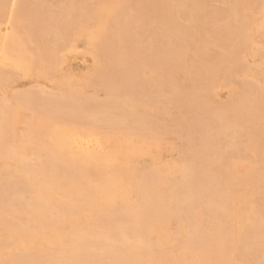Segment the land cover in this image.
<instances>
[{
	"label": "bare ground",
	"instance_id": "1",
	"mask_svg": "<svg viewBox=\"0 0 264 264\" xmlns=\"http://www.w3.org/2000/svg\"><path fill=\"white\" fill-rule=\"evenodd\" d=\"M82 1L83 11L47 17L49 11L38 10L43 0H0V93L23 76L54 84L52 91L30 87L29 92L0 97V264H264V0H223L225 9L212 13L204 8L209 17L202 31L207 35L201 36L208 41L213 37L227 52L212 57L203 52L210 47L202 44L205 39L195 41L204 45L201 57H208L199 71L207 87L195 94L206 99L217 85L233 86L235 70L243 75L241 92L215 109L193 102L192 85H182L193 79V72L188 71L179 86L166 82L167 95L182 111L196 105L198 113H204V122L194 126L201 140L193 142V119L176 113V123H188L192 138L184 140V147L176 139V147L183 148L182 155L176 149L179 160L150 163L148 170L141 161L153 148L164 151L160 138L174 128L166 129L157 110L164 92L136 100V89L147 83L139 80L137 60L127 56L134 49L144 50L133 39L136 19L126 11L139 7L140 29L152 36L159 30L154 23L174 27L163 35L166 41L147 49L150 56L168 55L176 71L165 77L175 73L176 79L177 72L185 74L180 70L187 51L185 37L200 21L191 28L176 24L171 10L163 9L167 0H131L102 9L104 0ZM202 1L206 6L208 0ZM114 10L126 12L123 19L113 18ZM197 14L194 17L200 19ZM85 17L109 24L103 28L108 46L114 45L112 52L101 54V31L93 25L94 29L78 27ZM256 35L262 41H256ZM77 39L94 47L95 56L91 71L78 81L62 72L67 64L64 54L74 51ZM175 46L180 47L178 56L172 51ZM212 47L216 50L217 45H211V53ZM243 51L255 60L248 63ZM88 87H104L106 98L90 104L83 92ZM26 111L32 115L24 118ZM230 116L239 117L238 129L245 135L227 125ZM20 122L23 131L17 129ZM242 138L246 144L240 148ZM193 163H218L214 168L221 184L209 182L210 175L204 181L205 167ZM201 180L211 185L203 183L201 190ZM169 223H175L173 230Z\"/></svg>",
	"mask_w": 264,
	"mask_h": 264
},
{
	"label": "rangeland",
	"instance_id": "2",
	"mask_svg": "<svg viewBox=\"0 0 264 264\" xmlns=\"http://www.w3.org/2000/svg\"><path fill=\"white\" fill-rule=\"evenodd\" d=\"M131 0H104V4L105 5H103V6H101L100 8L102 9V8H105L106 6H108V5H110L111 3H128V2H130ZM144 0H137V2H139V3H142ZM146 1V0H145ZM167 1H169V2H167L166 4H165V8H163V9H167V10H171L170 12H172V18H173V22H175L176 24H178V25H184V26H189L190 28L191 27H193V25H194V27L193 28H191L192 30L190 31V35H188L187 37H185V40L187 41L186 43H187V45H185L184 47H185V49L187 50L186 52H187V54H186V52L184 51V55L183 56H186L185 57V60H184V58H183V65L184 66H182L181 67V71H182V73L183 72H185V74H183V75H181V73L179 72V74H178V72L176 73L177 74V77L178 76H180V77H178L177 79H176V77H175V73L171 76V77H165V75L167 74V73H172V72H174V70L176 71V69H175V67H174V65H173V63H172V61H169V59H168V55L166 56V55H163L164 53H161V54H159V56H150V54L148 53L150 50H151V48L153 47L152 45L154 44H156L157 42H159V40L160 41H166L167 40V38H164L165 36H163L164 34H169V33H171L172 31H174V27L171 25V24H169V23H166V22H159V23H154V21L153 22H151L150 24H153V28H158L157 30V32H156V35L154 36H152L151 35V33L150 32H146V31H148L147 29H144V30H142V29H140V23H139V15H140V18L142 17V15H143V13L142 12H138L139 10L138 9H140L139 7H137L136 8V6H130V7H132L131 9H128L126 12H127V14L128 15H131L132 17H134L136 20V24H135V26H136V31H135V28H134V30H133V36H135V37H133V39H134V42L136 41H138L139 43H140V45H142V47H143V50L144 51H142V52H140V50L139 49H134L133 51H129L130 53H131V56H127V57H129L130 59L131 58H133V60H137V63H138V65H139V67H140V69L141 70H139L140 72L138 73L139 75H138V77H139V80L141 81V77H142V80H144V81H142V82H144V83H147V85L146 86H143V87H140L139 86V89H136L137 91H135V93H137L136 94V100H139V99H141V100H145V99H150V98H152V96L154 95V93H158V94H160V93H162V92H164L163 94L165 95V98H164V100L161 102V104L157 107V110H159L160 112H162L161 113V116L163 115V109H164V113L166 114V113H168V115L170 116V118L171 119H169V117L166 119V117H164V116H166V115H163L162 117L160 116V120L162 121V123L166 126V129H173V130H170V131H168V134L167 135H165L166 133H167V130H165V132L163 133V135L161 136V138H160V144H163V146L162 147H164V151H163V149L161 148V146H160V148L161 149H157V148H153L152 149V151H151V153L152 154H149V155H151V156H145V158H143V160L141 161V163L144 161V163H142L141 164V166L144 168L143 170H148L149 168L148 167H146V166H149V165H151L152 163H154V162H160V163H164V164H166V162H168V163H173L175 160L177 161V160H179L180 159V157L179 156H181L182 154V146L184 147V145H186L187 143H186V141H184L185 139H187V138H192V134L193 135H196V137H193V142H196L195 144L197 145V142L199 143L200 141H199V139H200V135H202L200 132L197 134V130L195 131V128H194V126H195V123H203L204 122V113L202 112L201 113V115H200V113H198V111H197V109H199V106H196V105H194L193 106V109L191 108V110L190 109H188V110H184V111H182V109H180L179 108V106H176L174 103V100H173V98L171 97L170 98V96H168L167 95V93H166V90H165V83L167 82V83H169V82H171L170 84L171 85H173L174 87L175 86H179L182 82H183V78H184V76L187 74V72H188V74H190V73H192L193 72V79L192 80H187V82H186V80L184 81V83H182V85L183 86H186V85H192L191 87H193V90H194V93H193V102L195 101L196 102V104H203V105H206V106H209V107H214L215 109H217V107H219L220 105H222V104H226V103H230V101H232V99H233V97H237V95L239 94V92H241V86H240V84H241V77L243 76H241V74L242 73H239L240 71H238V70H235L234 71V73H235V75L233 74L232 75V77L234 78V79H236L235 81L236 82H234V81H232V82H234V84H233V86L232 85H229V83H227V84H224V85H217V87L215 88V93L213 94V95H211V96H208V97H206V99L204 98V99H201L198 95V93L197 94H195V92H196V90H198V89H202V88H206L207 87V84H206V82H205V80L203 79V77H202V75H201V72H199L200 70H202V69H200L203 65H205L206 64V62H205V60L204 59H207L208 57H206L208 54L210 55V56H212L213 54L215 55V54H225L227 51H225L224 52V50H226L223 46H222V43L221 42H217V41H214L213 39V37H211V36H208L209 38H210V41H208V39H206V33L205 32H202V31H206V29H205V25L207 24V22H208V15H206V13L204 14L203 13V11H204V8H207L206 10H208V13L209 12H213L214 10H223V9H225V7H226V4L224 5V3H223V0H208V1H206V6H204L205 4H204V2L202 1V0H198L197 2H196V0H194L193 1V3H191V2H189V1H187V0H167ZM77 2L78 3H76L75 2V4L74 5H71V6H69V4H67V5H61V3H60V1L59 0H43V3L41 4V7L39 6V8H38V10L42 13L43 11H49L47 14H46V16L47 17H50L51 16V13H52V15L54 14V15H56V17L58 16V17H60V15H62L64 12H68V11H72V9H73V11L74 10H76V11H83L82 10V8H81V6H80V3L82 4V2H84V1H82V0H77ZM185 2V3H184ZM187 2V3H186ZM11 3V2H10ZM70 3V2H69ZM90 3V2H89ZM170 5V6H169ZM83 6V5H82ZM139 6H141V4L139 5ZM51 7V8H50ZM60 7V8H59ZM74 7V8H73ZM43 8V9H42ZM55 8V9H54ZM169 8V9H168ZM42 9V10H41ZM65 9V10H64ZM183 9V10H182ZM203 9V10H202ZM9 10H10V5L8 6V13H9ZM63 10V11H62ZM106 10H107V8H106ZM175 10H177V11H175ZM52 11V12H51ZM187 11V12H186ZM126 12H123V13H118V12H115V10H114V12H113V14H112V17L113 18H115V19H123V14L124 13H126ZM175 12V13H174ZM185 12V13H184ZM196 12L197 13H200V15H198V17L200 16V19H198V18H196L197 16H195L194 17V14L196 15ZM207 12V11H206ZM8 13L6 12V16L8 15ZM49 13H50V15H49ZM60 13H62V14H60ZM142 13V14H141ZM178 13V14H177ZM188 13H190V15L188 14ZM201 13H203V14H201ZM98 14H100V11L98 12ZM118 14V15H117ZM139 14V15H138ZM148 16H149V14L148 13H146ZM187 14H188V16H190V17H188L187 16ZM176 15V16H175ZM179 15V16H178ZM185 15V16H184ZM192 15V16H191ZM210 15V14H209ZM45 16V18H47ZM206 16V17H205ZM51 17H53V16H51ZM136 17H138V18H136ZM175 17V18H174ZM193 18V19H192ZM96 18H91V17H85V18H82L80 21H79V23H78V27H80V28H83V29H85V28H88V26L90 27V28H92V29H94V28H96V30L98 29L99 30V33H100V31H101V33H100V35H101V38H100V40H102L103 42H102V55H104V54H108L109 52H112L113 51V47L112 46H114V45H112L111 44V41L109 42L112 46H108V44H107V40H108V38L109 37H107V32L105 31V29L107 30L108 28H109V24L108 23H103V22H97L96 20H95ZM192 19V20H191ZM195 19V20H194ZM196 19H198L197 21H196ZM89 20V21H88ZM187 20H188V22H189V25L187 24L186 25V23H188L187 22ZM191 20V21H190ZM84 21V22H83ZM198 21H200L199 23H198ZM202 22V23H201ZM191 23V24H190ZM193 23H198V25H199V27L197 26V25H195V24H193ZM220 23H222V22H220ZM80 24V25H79ZM86 26H85V25ZM91 24V25H90ZM162 24V25H161ZM193 24V25H192ZM92 25H93V27H92ZM190 25H192V26H190ZM98 28H97V27ZM196 26V27H195ZM105 29H104V28ZM100 28H101V30H100ZM3 29H5L4 27H2V30ZM204 29V30H203ZM140 30V31H139ZM54 31H56V30H54ZM160 32V33H159ZM148 33L150 34V36L148 35ZM201 33V34H200ZM202 33L204 34H206V35H203V37L201 36L202 35ZM154 34V33H153ZM108 36H110V35H108ZM206 36V37H205ZM257 36L258 35H256V38L255 39H257L256 41H262V40H259L258 38H257ZM56 38H55V40L54 41H57L59 38L57 37V36H55ZM150 39H149V38ZM200 37V38H199ZM188 38V39H187ZM212 38V39H211ZM166 39V40H165ZM195 39H197V40H195ZM205 39V40H204ZM188 40H190V42L188 41ZM203 41L202 42V44L204 43V42H206V43H204V44H206L205 46H206V48H207V42H208V45H210V47H211V45L213 46V44L216 46L217 45V48H216V50H215V47H212V50L214 51L215 50V52H213V53H211L212 51H210L211 50V48L210 47H208L206 50L204 49L203 50V52L204 51H206V52H204L205 54H207L205 57L203 56V58L201 57V54L203 55V52L200 50V49H202V47L204 48V45L201 47V45H199L198 43H199V41ZM214 41L213 42V44H212V41ZM116 41V40H115ZM144 43H143V42ZM150 41V42H149ZM192 41H193V45H190L189 46V44H192ZM198 42V43H196V42ZM85 41H83V40H81V39H77L76 40V44H74V51L72 52V53H68L67 52V54L65 53L64 54V57H66L67 58V60L65 61V63H67V64H64L65 66L63 67V69H62V72L64 73V74H68V75H73V77H74V79L76 80V81H78L80 78H82L83 76H82V74L84 75H86L87 74V72L89 73L90 71H91V69L90 68H93V65H94V63H95V56L92 54V53H94L93 51H94V47H87L86 46V44L84 43ZM130 42V41H129ZM128 42V43H129ZM146 42H148V43H146ZM127 43V44H128ZM195 43H196V45H195ZM201 43V42H200ZM210 43V44H209ZM215 43H218V44H215ZM221 43V44H220ZM145 44H146V46L147 47H145ZM185 44V43H184ZM199 46H198V45ZM221 45V46H220ZM188 46L189 47H191V48H188ZM256 47V46H255ZM147 48H149V49H147ZM178 48V47H177ZM180 48V47H179ZM179 48L178 49H176V46H175V48L173 47V50L172 51H175V54H176V56H178V51L177 50H179ZM188 48V49H187ZM192 48H193V50H192ZM214 48V49H213ZM123 50L122 51H124L125 49H126V47L125 48H122ZM106 50V51H105ZM139 50V51H138ZM254 50V49H253ZM76 51V52H75ZM80 51V52H79ZM188 51H189V53H188ZM199 51H201V52H199ZM244 52L245 51H243V53L241 54V56H243V57H248L249 59H247L246 61H248V63H252V58H253V60H255V58H254V56L252 57V54L249 52V53H245L244 54ZM143 54V55H142ZM249 54V55H248ZM172 55V54H171ZM76 56V57H75ZM78 56V57H77ZM93 56H94V58H93ZM172 56H174V58H175V55L173 54ZM190 56V57H189ZM142 57V58H141ZM189 57V58H188ZM212 57H214V56H212ZM187 58V59H186ZM246 59V58H245ZM69 60V61H68ZM202 60H204V61H202ZM184 61H186V62H184ZM148 62V63H147ZM202 62V63H201ZM203 63H205V64H203ZM163 64V65H162ZM203 64V65H202ZM202 65V66H201ZM91 66V67H90ZM152 66V67H151ZM216 66V65H215ZM146 67H147V69H146ZM219 67V68H218ZM183 68V69H182ZM208 68V67H207ZM206 68V69H207ZM212 68V67H211ZM217 68L218 69H220V68H223V67H221V65H218L217 66ZM90 69V70H89ZM153 70V71H152ZM179 70V71H180ZM208 70L210 71V69L208 68ZM213 70H216V68L214 67V69ZM221 70H223V72H225L226 73V71L224 70V69H221ZM221 70H219V71H221ZM167 72V73H166ZM222 72V71H221ZM62 74V73H61ZM223 74V73H222ZM78 75V76H77ZM141 75V76H140ZM224 75V74H223ZM75 76H76V78H75ZM81 76V77H80ZM241 76V77H240ZM32 79H31V78ZM161 78L160 80H159V82H156L155 81V79H157V78ZM22 78V77H21ZM21 78H19V81H17L16 83H14V84H12V85H10V87L7 89V90H5V91H2L1 93H0V97H5V95L4 94H6V92H7V95H11V94H14V93H19V92H21V93H26V92H29L30 91V87H31V91H33L34 89H37V88H39V89H44L45 88V90H47V91H52L53 89H54V84L52 83V82H49V81H46V80H44V79H41V78H39V79H36L37 77H34V76H29V77H25V76H23V78L21 79ZM31 80H30V79ZM151 80H150V79ZM172 78V79H171ZM182 78V79H181ZM197 80H196V79ZM239 78H240V80H239ZM243 78V77H242ZM175 79H176V81H177V83H175ZM181 79V80H180ZM184 79H186V78H184ZM234 79H232V80H234ZM195 80V81H194ZM113 80H111V82H112ZM146 81V82H145ZM150 81V82H149ZM178 81H182L181 83L180 82H178ZM190 83V84H186V83ZM231 82V83H232ZM240 82V83H239ZM108 83H110V81L108 82ZM107 83V87L109 88L110 86H111V84L112 83H110V84H108ZM178 83H179V85H178ZM237 83V84H236ZM176 84V85H175ZM186 84V85H185ZM73 85V84H72ZM78 85H79V83H78ZM77 85V86H78ZM204 85V86H203ZM205 85H206V87H205ZM76 86V87H77ZM230 86H232L231 88L233 89H231L230 88ZM158 87V88H157ZM32 88H33V90H32ZM91 87H88V88H86V89H84V91L83 92H85V93H87V95H85V94H83V95H85V97L86 98H88L89 99V101L91 102L90 104H94L93 103V100L94 101H103L105 98H106V94H105V89H104V87H97V88H95V89H93V88H91ZM177 88V87H176ZM230 88V89H229ZM234 88H236V89H234ZM38 89V90H39ZM87 89H89L88 91H87ZM38 90H36V91H38ZM93 90V91H92ZM153 90V91H152ZM233 92H232V91ZM235 90V91H234ZM23 91V92H22ZM93 92V93H92ZM139 92V93H138ZM166 93V94H165ZM232 93H233V95H232ZM95 95H96V97L97 98H95ZM232 95V96H231ZM8 96V97H9ZM138 96V97H137ZM91 97V98H90ZM232 97V98H231ZM163 98V97H162ZM82 99H85L84 98V96H83V98ZM162 100V99H161ZM173 100V101H172ZM170 101V102H169ZM69 102H71L70 100H69ZM68 102V100H67V103H69ZM198 102V103H197ZM170 104V105H169ZM174 104V105H173ZM67 106H70V105H67ZM72 106V105H71ZM174 109H173V108ZM177 107V108H176ZM155 108L156 107H152V113L153 112H155L154 110H155ZM170 108V109H169ZM176 108V109H175ZM178 109H180L181 110V112L178 110ZM220 110V109H219ZM172 111H173V114H172ZM177 111V112H176ZM220 111H222V110H220ZM180 114H179V113ZM181 115V116H183V117H185V116H188L189 117V120H192L193 119V133L191 132V131H189V124L188 123H182V124H177L176 123V120L173 118L174 117V115ZM29 113H28V111H26V112H23V116H24V118L25 117H27V116H31L32 114L30 113V115H28ZM167 115V116H168ZM199 115V116H198ZM202 116V117H201ZM188 117H185V119L187 118L188 119ZM163 118H165L166 120H164ZM234 118V119H233ZM239 117H232V116H230L229 118H228V122H227V125H232V126H237L236 127V131H238V133L241 135V133L243 132L241 129H238L239 128V121H240V119H238ZM163 119V120H162ZM172 119L174 120L173 122H171L172 121ZM237 119V120H236ZM169 120V121H168ZM232 121V124H231V121ZM167 122V123H166ZM171 123V125H169V123ZM175 122V123H174ZM176 124V125H175ZM235 124V125H234ZM18 127H17V129L19 130V131H23V129H24V125H23V123L22 122H20L19 123V125H17ZM138 126V125H137ZM171 127V128H170ZM173 127V128H172ZM188 127V128H187ZM177 128H180L179 130H178V132H177ZM175 129H176V132H174L175 131ZM184 130V131H183ZM241 132V133H240ZM181 133H184V134H181ZM188 133V134H187ZM172 134H173V136H172ZM165 135V136H164ZM176 135V136H175ZM185 135V136H184ZM242 135H245L244 134V132H243V134ZM178 136H180V137H178ZM181 136H184V138L183 137H181ZM186 136H188V137H186ZM200 136V137H199ZM186 137V138H185ZM199 137V138H198ZM182 138V139H181ZM189 138V139H190ZM162 139V140H161ZM178 140V142L181 144V142H182V146H181V148L182 149H180V148H177L176 147V143H177V140ZM196 140V141H195ZM201 140V139H200ZM162 141V142H161ZM170 143V144H167V143ZM166 143V144H165ZM173 143H175V145L173 144ZM179 143H177V145H179L180 146V144ZM184 143V144H183ZM239 143H240V148H242L243 147V145H245L246 144V142H245V139L244 138H242V139H240V141H239ZM244 143V144H243ZM170 145V146H169ZM173 145V146H172ZM178 146V147H179ZM173 147H175V148H173ZM155 149H157V150H155ZM178 150V153H180L181 155H178V153H176V151ZM180 149V150H179ZM98 152H103L104 151V149L102 148V149H99V150H97ZM157 151V152H156ZM162 153H164V154H161V152ZM159 152H160V154H159ZM174 152V155L172 154ZM176 153V154H175ZM153 154H154V156H153ZM160 155V156H159ZM177 155H178V157H179V159H178V157H177ZM153 156V157H152ZM177 157L176 159H174L175 157ZM174 159V160H173ZM153 160V161H152ZM160 160V161H159ZM168 160V161H167ZM170 160H172V161H170ZM175 161V162H176ZM151 163V164H150ZM164 164H161V165H164ZM194 164V163H193ZM196 165H198L199 164V166H197L198 168H203V167H205V169L203 168V171H204V173H206L205 174V176H203V178L204 177H206V175L207 176H209L208 178L210 179L209 180V182L212 180V184H214V185H216V184H221V182H222V180H221V178L219 179V175H217V173H216V171H218L216 168H214L215 166L214 165H216V167H217V164L216 163H195ZM194 164V165H195ZM259 165H261L260 163H258ZM195 165V166H196ZM207 166L209 167L210 166V169L208 168L207 169ZM213 166V167H212ZM212 167V168H211ZM209 170L211 171V172H209ZM216 170V171H215ZM215 171V172H214ZM209 173V174H208ZM216 174V176H214L215 174ZM211 177V178H210ZM218 177V178H217ZM207 178V177H206ZM206 178H204L203 180L205 181L206 180ZM217 178V179H216ZM208 180V179H207ZM209 182H207V183H209ZM219 182V183H218ZM204 182L201 180V183L200 182H198V184H202L201 185V190H202V187L204 186V184H206V185H208L207 183H204ZM197 184V183H196ZM197 184V185H198ZM210 185H211V183H209ZM194 188V187H193ZM199 187H198V189H197V191L200 189ZM195 190V189H194ZM201 190H199V192L198 193H200L201 192ZM182 217H184L183 215H182ZM171 222V221H170ZM174 224L175 223H169V230H173L174 228H173V226H174ZM172 227V228H171ZM175 227V226H174ZM179 246H181V245H179ZM5 254H7V253H5Z\"/></svg>",
	"mask_w": 264,
	"mask_h": 264
}]
</instances>
